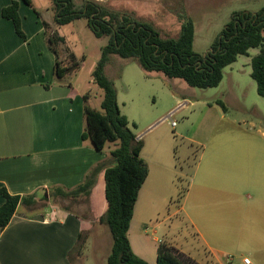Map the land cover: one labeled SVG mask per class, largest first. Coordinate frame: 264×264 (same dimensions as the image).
Masks as SVG:
<instances>
[{"label":"crops","instance_id":"crops-1","mask_svg":"<svg viewBox=\"0 0 264 264\" xmlns=\"http://www.w3.org/2000/svg\"><path fill=\"white\" fill-rule=\"evenodd\" d=\"M12 1L0 0V187L11 195H36V204L20 205L9 225L0 231V264H82L80 256L74 259L73 251L81 254L90 240L99 248L96 235L84 240L82 249L77 245L84 232L92 230V213L99 206L103 214L107 210L104 172L98 175L89 196L57 197L55 189L72 190L82 185L111 150L99 152L90 140L82 138L86 128L84 108L85 104L93 108V93L87 92L90 96L85 102L87 93L76 91L74 78L81 67L63 79L56 77V60L66 63L47 41L44 23H49L51 5L43 15L33 2L30 7L23 0H15L27 37L24 40L17 35L13 22L2 17V10ZM91 81L95 85L93 77ZM100 97L102 103L103 95ZM183 106L180 103L173 110ZM238 131L205 148L181 206L168 216L171 220L180 214L193 229L198 245L195 256L183 245L173 244L180 254L198 264H227L224 246L255 238V220L247 203L251 196L257 197L264 223V133ZM153 174L160 183L164 179L161 168ZM81 200L87 201L83 213L71 207ZM61 201L65 205H60ZM4 202L0 196V206ZM148 221L137 218L135 205L129 240L140 258L157 264L159 244L167 241L151 238L149 228L158 234L162 222Z\"/></svg>","mask_w":264,"mask_h":264},{"label":"rangeland","instance_id":"rangeland-1","mask_svg":"<svg viewBox=\"0 0 264 264\" xmlns=\"http://www.w3.org/2000/svg\"><path fill=\"white\" fill-rule=\"evenodd\" d=\"M85 1H94L109 11L126 14L135 21L150 23L163 38L178 37L182 15H186L194 22L193 48L201 56L211 50L234 12L256 14L264 9V0H75L76 7L80 8ZM32 2L43 15L51 5L49 23L46 25L47 36L54 39L52 46L60 52L62 63L71 66L70 55L76 57L75 63H79L81 67L79 75L74 78L77 79L76 91H91V106L101 111L100 94L103 95V92L93 84L91 78L109 37L96 38L90 31L86 18L68 25H58L55 21L58 11L50 0ZM258 52L259 49H253L250 57L239 56L235 64L224 69L221 83L208 89L192 88L181 79H170L161 73L147 72L135 58L110 56L106 75L117 89L121 113L128 118L130 129L143 143L141 156L149 167V175L136 203L137 218L146 221L151 219L149 221L154 223L162 222L158 234H153V229L149 228L151 238H165L166 243L173 247V242H176L195 256L198 245L195 244L193 229L183 222L180 214L173 216L171 220L168 216L173 215L181 206L205 148L215 140H221L223 136L226 138L232 132L238 133L241 129L264 133V98L258 94L257 84L251 77V58ZM218 101L225 104L226 111ZM180 103L184 106L171 119L165 120L168 113ZM173 121L175 126H172ZM114 148V144L106 146V149ZM158 168L165 173L161 183L155 180L156 175L153 174ZM252 197L247 203L249 214L255 220L252 229L255 238L224 246L227 264H244L245 258H249L252 264H264L262 208L257 206V197ZM60 205L65 203L61 201ZM71 205L74 211L83 213L87 201L81 200ZM92 214V230L84 232L79 245L82 249L84 240L96 235L99 248L93 246V241L90 240L84 252L79 254L75 250L73 256L74 259L80 256L82 264H96V260L98 264H107L106 256L112 249L113 240L108 226L101 224L98 218V215L103 214V207L99 206L98 211ZM85 215L91 217L87 212ZM177 228L179 230L175 231ZM180 259L186 264H192V259L185 255L180 256ZM192 262L197 264L194 260Z\"/></svg>","mask_w":264,"mask_h":264},{"label":"trees","instance_id":"trees-1","mask_svg":"<svg viewBox=\"0 0 264 264\" xmlns=\"http://www.w3.org/2000/svg\"><path fill=\"white\" fill-rule=\"evenodd\" d=\"M23 1L32 7L31 0ZM50 1L58 11L55 17L58 25H68L86 18L88 27L96 38L109 37L92 73L95 85L103 92L101 111L85 104L86 128L82 138L90 140L99 152L104 151L107 144L115 145L109 156L91 171L82 185L72 190L56 188L55 196H89L98 175L103 171L107 210L99 221L108 226L113 240L107 264H149L133 251L128 234L140 190L149 175V167L141 156L143 143L130 129L128 118L121 113L117 89L106 75L110 56L135 58L147 72L161 73L170 79H181L192 88L208 89L221 83L224 69L235 63L239 56H248L251 49H259V53L251 60V77L257 84L258 94L264 98V9L256 14L234 12L211 50L201 56L193 48L194 22L186 15H182L178 37L163 38L152 24L109 11L94 1H85L80 8L76 7L75 0ZM2 17L11 20L17 35L26 40L18 1L14 0L5 7ZM44 25L46 27L47 24ZM47 41L56 54L52 46L54 39L47 36ZM70 59L73 64L71 66L56 60L57 79H63L79 68L73 54ZM89 96L88 93L84 95L85 102ZM217 103L224 111L227 110L222 101ZM0 196L5 198L4 204L0 206V231L9 225L20 205L31 207L36 204V195H11L4 187H0ZM180 256L184 255L170 244L162 242L158 247L157 264H186ZM190 263L195 264L192 260Z\"/></svg>","mask_w":264,"mask_h":264},{"label":"built area","instance_id":"built-area-1","mask_svg":"<svg viewBox=\"0 0 264 264\" xmlns=\"http://www.w3.org/2000/svg\"><path fill=\"white\" fill-rule=\"evenodd\" d=\"M182 106V105H181ZM176 110L171 111L164 119H171L173 115H175ZM175 122H172V126H175ZM244 264H252L251 260L249 258L244 259Z\"/></svg>","mask_w":264,"mask_h":264}]
</instances>
